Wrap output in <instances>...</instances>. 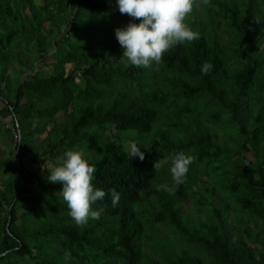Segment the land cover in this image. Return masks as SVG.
Returning <instances> with one entry per match:
<instances>
[{"label":"trees","instance_id":"16d2710c","mask_svg":"<svg viewBox=\"0 0 264 264\" xmlns=\"http://www.w3.org/2000/svg\"><path fill=\"white\" fill-rule=\"evenodd\" d=\"M200 6L186 17L200 38L139 68L122 57L115 29L130 17L115 0H0V114L15 143L0 160V264H264V0ZM70 148L120 194L83 227L40 167ZM178 151L195 162L175 185L154 162Z\"/></svg>","mask_w":264,"mask_h":264},{"label":"clouds","instance_id":"9594fccd","mask_svg":"<svg viewBox=\"0 0 264 264\" xmlns=\"http://www.w3.org/2000/svg\"><path fill=\"white\" fill-rule=\"evenodd\" d=\"M122 15L130 17L129 23L115 29V37L122 49V57L135 67L148 68L162 63L165 53L177 45L190 44L200 38L198 31H193L186 23V17L193 12L194 5L202 3L211 6V0H115ZM139 20V23L135 21ZM257 22H260L257 20ZM214 65L205 61L201 66L202 75H208ZM126 154L130 159L139 157L144 160V152L135 142H130ZM82 152L74 148L67 149L56 157L53 165L46 160L40 167L50 174L47 180L61 184L60 194L68 208L69 216L77 226H85L89 220H99L106 206L94 209L109 193L115 207L120 194L115 188L108 192L96 187L92 181L96 172L94 165L88 163ZM195 157L183 151L170 153L154 162V171L168 165L171 180L175 185L183 184ZM157 191L174 194V189L167 183L156 186ZM71 253L65 251L64 259L70 260Z\"/></svg>","mask_w":264,"mask_h":264},{"label":"rangeland","instance_id":"374dc122","mask_svg":"<svg viewBox=\"0 0 264 264\" xmlns=\"http://www.w3.org/2000/svg\"><path fill=\"white\" fill-rule=\"evenodd\" d=\"M38 4H42L43 3V0H35ZM197 11L199 12V14L200 13H202V6H198L197 7ZM46 28H48V27H46ZM62 31H66V29L64 28V29H62ZM100 38V36H99V33L97 32V34H96V36L94 37V40L92 39V40H89V42H94L95 41V39H99ZM52 51H51V53H50V57H48L46 60H41L40 62H41V64L39 63V64H37V67L35 68V69H38L39 67H40V65L42 66V65H44L45 63H52L53 62V56L55 55V52H54V50H55V48H53V49H51ZM20 56H22L23 55V57L24 58H26V60L27 61H29V59H30V55H29V53H24V52H20ZM45 69H47V68H45ZM72 69H73V65H67V70H68V72H71L72 71ZM16 69H12V71H10L9 70V74H10V76H12V77H14L15 78V76H14V73L16 74ZM48 73V72H47ZM52 126H50V128H51ZM9 128H11V129H13V123H12V119H11V115H4V114H0V160H5V159H7L9 156H10V148H12V147H14V145H15V143H12L11 142V140H10V138L9 137H6V135L8 134V130L7 129H9ZM5 133V134H4ZM16 137V136H15ZM17 140V139H16ZM80 152H82V154H83V157L85 156L86 157V154L84 153L85 151H83V150H79ZM16 154L17 153H15L14 154V158L15 159H17L16 157ZM30 156V155H29ZM29 161H30V159H29ZM29 161H28V164H27V162H26V160L25 159H23V162L27 165V166H31L32 164H31V162L29 163ZM41 163V162H40ZM32 186V184H30V187ZM0 188H2V186H1V182H0ZM61 196V195H60ZM185 209L187 210L188 209V205H186L185 206ZM21 213V212H20ZM186 218H187V216H186ZM252 228H254V225L252 224V226H251ZM170 232V231H169ZM166 233H168V232H166ZM171 234H169V236H170ZM165 239H167V237L165 238ZM169 239H171V240H173V237L172 236H170L169 238H168V240ZM168 240H167V243H169L168 242ZM248 240H250V239H248ZM175 242V241H174ZM173 242V243H174Z\"/></svg>","mask_w":264,"mask_h":264},{"label":"built area","instance_id":"2783aa9c","mask_svg":"<svg viewBox=\"0 0 264 264\" xmlns=\"http://www.w3.org/2000/svg\"><path fill=\"white\" fill-rule=\"evenodd\" d=\"M16 138H18V136H16ZM18 140H19V138H18Z\"/></svg>","mask_w":264,"mask_h":264},{"label":"water","instance_id":"95a60500","mask_svg":"<svg viewBox=\"0 0 264 264\" xmlns=\"http://www.w3.org/2000/svg\"><path fill=\"white\" fill-rule=\"evenodd\" d=\"M18 150H19V147H18ZM18 150H17V151H18Z\"/></svg>","mask_w":264,"mask_h":264},{"label":"crops","instance_id":"0c3cea01","mask_svg":"<svg viewBox=\"0 0 264 264\" xmlns=\"http://www.w3.org/2000/svg\"><path fill=\"white\" fill-rule=\"evenodd\" d=\"M0 109H1V106H0Z\"/></svg>","mask_w":264,"mask_h":264}]
</instances>
